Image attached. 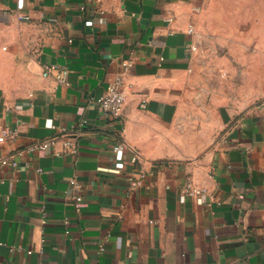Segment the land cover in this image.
<instances>
[{
	"label": "crops",
	"instance_id": "crops-1",
	"mask_svg": "<svg viewBox=\"0 0 264 264\" xmlns=\"http://www.w3.org/2000/svg\"><path fill=\"white\" fill-rule=\"evenodd\" d=\"M260 1L0 0V158L58 137L0 166V264H264ZM123 72L110 123L96 101ZM71 137L79 153L56 156Z\"/></svg>",
	"mask_w": 264,
	"mask_h": 264
},
{
	"label": "built area",
	"instance_id": "built-area-1",
	"mask_svg": "<svg viewBox=\"0 0 264 264\" xmlns=\"http://www.w3.org/2000/svg\"><path fill=\"white\" fill-rule=\"evenodd\" d=\"M21 20H29V16L22 15L19 16ZM99 22H102V19H99ZM190 33L194 32V28H190ZM122 65L124 68V72L131 69L133 66V61L130 59H126L122 61ZM124 72L118 74L116 78L108 85L106 93L102 95L96 102L101 114L106 121L113 123L120 121L124 115V108L126 103V94L124 92ZM71 71L67 66H62L58 64L47 63L43 65L42 76L44 78H52L55 83L59 86H68L70 84ZM87 122H83L80 127L75 131L81 130ZM70 132L64 130L63 136H69ZM15 137V133L12 132H3L0 136V144L4 143L8 139H12ZM58 137H54L48 140H36L33 143L26 146L23 150L18 151L16 154L8 156L6 158H0V166H10L13 168H17L19 166L18 157L22 156L24 153L28 154H40L44 152L50 151L57 143ZM65 150L55 152L56 156L63 155H77L80 150V143L77 140V137L74 139L68 138L65 140ZM115 159L119 162L124 160V156L126 153V148L122 144L120 140L116 142V146L114 148ZM139 158L137 156H133L131 163L132 165H138ZM109 170L114 173H119L118 169H102ZM71 185L73 188L80 189L81 185L76 182V180L71 181ZM141 181L133 182V186H140ZM181 193L187 198H196L202 197L206 194V190L197 186L192 180H188L180 189ZM77 202H81L82 198L80 196L76 197ZM46 223V220L43 221ZM100 249L103 250L104 246L101 245ZM31 254V252H29ZM241 264H246V262H242Z\"/></svg>",
	"mask_w": 264,
	"mask_h": 264
},
{
	"label": "rangeland",
	"instance_id": "rangeland-1",
	"mask_svg": "<svg viewBox=\"0 0 264 264\" xmlns=\"http://www.w3.org/2000/svg\"><path fill=\"white\" fill-rule=\"evenodd\" d=\"M260 3L263 4V3H264V0H261ZM252 19H253V23H254L253 25L258 24V19H259V18H258V16H257V12H254V14H253V18H252Z\"/></svg>",
	"mask_w": 264,
	"mask_h": 264
}]
</instances>
